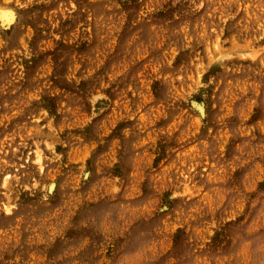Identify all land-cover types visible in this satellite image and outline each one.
Returning a JSON list of instances; mask_svg holds the SVG:
<instances>
[{
    "label": "rangeland",
    "instance_id": "obj_1",
    "mask_svg": "<svg viewBox=\"0 0 264 264\" xmlns=\"http://www.w3.org/2000/svg\"><path fill=\"white\" fill-rule=\"evenodd\" d=\"M0 264H264V0H0Z\"/></svg>",
    "mask_w": 264,
    "mask_h": 264
}]
</instances>
